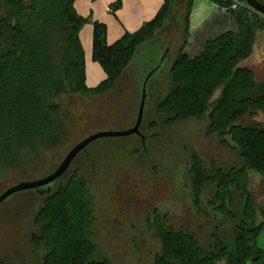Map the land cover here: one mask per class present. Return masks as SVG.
Segmentation results:
<instances>
[{
	"label": "trees",
	"instance_id": "trees-1",
	"mask_svg": "<svg viewBox=\"0 0 264 264\" xmlns=\"http://www.w3.org/2000/svg\"><path fill=\"white\" fill-rule=\"evenodd\" d=\"M28 1L0 0V167L4 168L18 167L23 149L35 154L61 145L68 129L61 123L63 104L58 101L71 95L110 93L141 48L174 26L176 16L181 17L186 40L195 0H164L150 23L112 45L107 42V27L95 23L92 58L107 76L95 88L87 83L80 36L88 21L78 16L77 0ZM207 1L233 16L237 32L207 42L195 58L186 55L183 47L177 52L169 91L154 118L144 119L141 131L151 135L146 143L149 153L151 144L162 145L153 152L158 160L171 153L174 162H181L176 158L179 142L174 136L192 125H201L207 139L237 156L239 165L226 166L206 162L202 154L188 153L183 146L188 156L185 164L173 162L177 184L181 181L178 187L190 206L200 214L209 208L218 220H228L232 226L228 236L214 234L212 243L204 245L193 233L170 225L168 215L158 210L150 220L161 244L154 264H219L223 260L264 264V251L257 245L264 220L257 221L252 180L253 175L264 181V129L240 125L246 117L264 114V81L257 83L255 72L242 66L254 53L258 34L264 32V16L249 8L246 0H239L243 6L237 10L230 9L231 0ZM257 1L264 5V0ZM154 132L162 136L154 137ZM133 137L138 144L133 153H138L140 161L143 142ZM89 147L61 178L67 177L65 182L52 187L50 194L38 191L40 207L25 236L28 254L27 259L23 257L38 262H24L20 257L18 262L0 259V264H112L101 257L93 232L94 205L86 178L100 152H89ZM186 169L187 175L183 174Z\"/></svg>",
	"mask_w": 264,
	"mask_h": 264
},
{
	"label": "rangeland",
	"instance_id": "rangeland-1",
	"mask_svg": "<svg viewBox=\"0 0 264 264\" xmlns=\"http://www.w3.org/2000/svg\"><path fill=\"white\" fill-rule=\"evenodd\" d=\"M182 26L181 17L176 16L174 26L165 28L161 35L147 42L132 60L115 89L107 95H71L60 99L58 104H63L60 110L61 123L68 129L66 139L61 145L47 152L37 150L33 154L34 151L23 149L20 154L24 158L18 167H0V195L21 183L38 182L50 176L67 153L87 137L131 129L138 114L143 84L149 74L161 65L147 84L144 119H153L157 105L169 91L170 69L176 53L182 47L185 48ZM55 51L58 52V49ZM92 54L93 48L87 55V82L90 74L88 67L92 69L94 65ZM97 66L101 70L95 72L98 78L102 73L104 75L100 82L102 83L107 76L99 64ZM242 66L255 72L257 83L264 81V32L258 34L254 53ZM240 125H258L264 129V114L246 117ZM202 128L201 125H192L188 130L177 131L174 139H177L179 144L176 142L175 152L176 158L179 156L181 162H175L179 166L185 164V157H188L180 146L181 142L188 153L202 154L206 162L213 159L226 166L240 164L237 156L231 151L220 149L215 142L207 143ZM97 142L90 146L88 151H99L100 156L94 159L95 168L90 167L89 179L86 180L90 183L95 218L93 232L101 257L109 259L112 264H154L155 256L161 253L159 239L153 226H150L152 212L156 208L160 211L170 210L168 223L176 229L193 233L204 245L212 243L214 234L220 238L228 236L232 223L224 219L218 220L209 208H206L205 214H200L185 199L187 204L182 209L184 203L177 196V188L175 191V172L172 178L169 173L156 177L148 176L147 164L142 167L141 161L136 158L138 153H133L138 146L133 136ZM103 169L109 170V177L95 181V177L99 175L98 171ZM66 179L67 177L56 182L53 188ZM252 180V189L257 196V221L260 223L264 220V181L253 175ZM39 200L38 192L33 190L18 193L0 206V259L18 262L22 257L24 262H38L32 258L26 260L28 242L25 236L39 210ZM257 245L264 251V228L257 239ZM219 264L226 262L223 260Z\"/></svg>",
	"mask_w": 264,
	"mask_h": 264
},
{
	"label": "crops",
	"instance_id": "crops-1",
	"mask_svg": "<svg viewBox=\"0 0 264 264\" xmlns=\"http://www.w3.org/2000/svg\"><path fill=\"white\" fill-rule=\"evenodd\" d=\"M163 5L164 0H77L78 16L88 21L80 36L86 58L93 48L95 23L107 27V42L112 45L124 35L134 34L150 23ZM181 11L178 9L177 13L180 14ZM237 30L236 21L230 13L207 0H195L189 15L188 36L186 40L184 38V53L190 58H195L203 52L207 42ZM97 65L94 62L92 69L88 67L90 74L87 83L90 87L97 86L104 79L103 73L99 78L95 73L100 70Z\"/></svg>",
	"mask_w": 264,
	"mask_h": 264
},
{
	"label": "water",
	"instance_id": "water-1",
	"mask_svg": "<svg viewBox=\"0 0 264 264\" xmlns=\"http://www.w3.org/2000/svg\"><path fill=\"white\" fill-rule=\"evenodd\" d=\"M246 3L249 8L252 10L260 13L264 16V5L258 2L257 0H246ZM161 68V65L154 69L149 76L147 77L146 81L143 84L142 88V97L141 102L138 110V116L135 125L127 130L122 132H105V133H99L95 135H91L78 143L75 147H73L67 155L64 157L61 164L57 167V169L47 178L38 181V182H32V183H21L15 187H12L8 190H6L4 193L0 195V206L3 205L7 199L10 197L27 191H39L41 195L44 194H50L53 185L58 182L70 169L72 163L76 159V157L83 151H85L90 145L93 143L104 140V139H113V138H128L131 136H139L143 137L140 132V127L143 122V116H144V109L146 106V100H147V84L149 80L152 78V76Z\"/></svg>",
	"mask_w": 264,
	"mask_h": 264
},
{
	"label": "flooded vegetation",
	"instance_id": "flooded-vegetation-1",
	"mask_svg": "<svg viewBox=\"0 0 264 264\" xmlns=\"http://www.w3.org/2000/svg\"><path fill=\"white\" fill-rule=\"evenodd\" d=\"M177 54V53H176ZM137 116H138V114H137ZM143 121H144V116H143ZM142 124H143V122H142ZM142 126V125H141ZM140 132H141V134H142V136L143 137H139V136H136V137H139L140 139H142V142H143V153L142 154H140V161H141V165H142V167L145 165V164H147L146 166L148 167V170L146 171L147 173H148V176L149 177H156L157 175H162V174H165V173H169V175H170V177L172 178V176L174 177L175 175H174V166H173V160H172V155L171 154H168L167 156H166V161L164 160V161H162V160H158L157 158H155V154L153 153L156 149H158V148H161L162 147V145H158V144H151L150 145V151H151V153H149V151L146 149V143H147V140H148V138L151 136V135H149V136H147V135H144L143 134V132L141 131V127H140ZM169 133H171V132H169ZM152 136H154V137H161L162 135H161V133H158V132H154L153 134H152ZM204 136H205V134H204ZM206 141H207V143H211V142H215L216 144H217V142L216 141H211L210 139H207L206 138ZM183 143V142H182ZM207 145H209V144H207ZM217 147H219L220 149H223V150H226V149H224V148H221L218 144L216 145ZM182 148H183V145L181 146ZM184 149V148H183ZM228 151V150H227ZM156 153V152H155ZM211 161H213V159H210ZM211 161H210V163H211ZM102 172V173H101ZM108 172H109V170L108 169H103V170H101V171H98V173L97 172H95V173H97V174H99V175H97V177H95V181H97V182H99V179L100 178H102V177H109V174H108ZM101 173V174H100ZM183 174H185V175H187L188 174V169H186V170H184L183 171ZM175 180H176V182H175V191H176V188L178 189V188H180V189H178L176 192H177V196L179 197V199H180V201L182 200L183 201V203H184V206H182V209L186 206V198H184L183 197V191H181V188L182 187H178L179 186V184H180V186H181V181L179 182V184H177V182H178V179H177V175H176V178H175ZM185 186V188L184 189H187L188 188V184H185L184 185ZM174 188V187H173ZM52 191V190H51ZM38 192V191H37ZM172 194V193H171ZM170 194V195H171ZM188 201V200H187ZM160 211V209L159 208H156V209H154L153 210V212H152V216H153V213L154 212H156V211ZM161 213L163 212V213H166L168 216H169V214H170V210H163V211H160ZM151 220H152V218H151ZM151 226V225H150ZM153 229H154V227H153Z\"/></svg>",
	"mask_w": 264,
	"mask_h": 264
},
{
	"label": "built area",
	"instance_id": "built-area-1",
	"mask_svg": "<svg viewBox=\"0 0 264 264\" xmlns=\"http://www.w3.org/2000/svg\"><path fill=\"white\" fill-rule=\"evenodd\" d=\"M232 5H231V10H237L240 6H243L242 3L239 0H231Z\"/></svg>",
	"mask_w": 264,
	"mask_h": 264
}]
</instances>
